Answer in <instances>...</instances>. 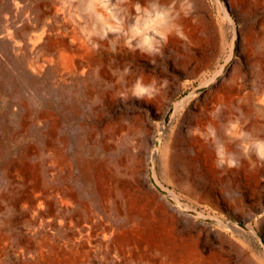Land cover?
Listing matches in <instances>:
<instances>
[{"label":"rangeland","instance_id":"obj_1","mask_svg":"<svg viewBox=\"0 0 264 264\" xmlns=\"http://www.w3.org/2000/svg\"><path fill=\"white\" fill-rule=\"evenodd\" d=\"M192 3L148 57L93 48L84 0H0V264H264V165L232 127L264 138V0ZM137 77L163 87L125 104Z\"/></svg>","mask_w":264,"mask_h":264},{"label":"clouds","instance_id":"obj_2","mask_svg":"<svg viewBox=\"0 0 264 264\" xmlns=\"http://www.w3.org/2000/svg\"><path fill=\"white\" fill-rule=\"evenodd\" d=\"M127 3L128 0H84L82 11L88 14L89 18L85 20L81 31L93 48H99V43L96 41H107L113 53H118V49L123 46L131 52L154 57L162 53V49L171 35L187 39L183 25L179 21L181 17H187L193 11L192 0H172L169 4L163 3L162 0H143V3L138 2L134 6L135 17L131 21L126 18L124 11V6ZM109 11L112 13L111 16L108 15ZM98 18H104L107 23L103 27L98 26L95 23ZM150 62L155 64L154 60H150ZM130 73V66L123 69L116 68L112 71L117 82L125 81ZM160 87L157 86L155 79L146 83L142 77H137L128 92L120 94V99L126 104L129 92L132 99L135 100L152 98L159 93ZM232 127L234 134L241 140L244 157L250 158L254 155L256 160L264 165V138L252 137L243 131L235 132L239 127L238 122ZM189 134L199 133L197 129L193 128L189 129ZM214 163L217 168H235L239 167L240 160L236 153L219 147L216 149Z\"/></svg>","mask_w":264,"mask_h":264}]
</instances>
